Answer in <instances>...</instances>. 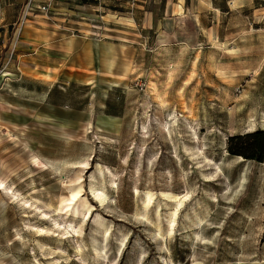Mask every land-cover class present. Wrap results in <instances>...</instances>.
Here are the masks:
<instances>
[{
    "label": "rangeland",
    "instance_id": "obj_1",
    "mask_svg": "<svg viewBox=\"0 0 264 264\" xmlns=\"http://www.w3.org/2000/svg\"><path fill=\"white\" fill-rule=\"evenodd\" d=\"M71 1L130 12L129 0ZM168 18L172 43L144 32L133 66L118 46L94 52L123 82L122 117L0 129V264H264V164L228 153L231 137L264 130L259 71L224 97L208 83L222 55L206 28Z\"/></svg>",
    "mask_w": 264,
    "mask_h": 264
},
{
    "label": "crops",
    "instance_id": "obj_2",
    "mask_svg": "<svg viewBox=\"0 0 264 264\" xmlns=\"http://www.w3.org/2000/svg\"><path fill=\"white\" fill-rule=\"evenodd\" d=\"M45 1L38 0L26 17L28 0H2L0 129L69 132L84 130L98 118L122 117L123 82L99 70L94 52L118 46L119 58L133 66L149 39L144 32L158 26L159 36L172 43L165 29L169 16L206 28V49L222 55L218 62H207L208 83L215 78L225 87L224 97L255 69L264 85V0H129L130 12L119 19L98 16V5L89 1L56 0L48 12L38 10Z\"/></svg>",
    "mask_w": 264,
    "mask_h": 264
},
{
    "label": "trees",
    "instance_id": "obj_3",
    "mask_svg": "<svg viewBox=\"0 0 264 264\" xmlns=\"http://www.w3.org/2000/svg\"><path fill=\"white\" fill-rule=\"evenodd\" d=\"M228 153L233 157L264 164V130L231 137Z\"/></svg>",
    "mask_w": 264,
    "mask_h": 264
},
{
    "label": "built area",
    "instance_id": "obj_4",
    "mask_svg": "<svg viewBox=\"0 0 264 264\" xmlns=\"http://www.w3.org/2000/svg\"><path fill=\"white\" fill-rule=\"evenodd\" d=\"M37 1L38 0H28V2L26 3V12H27L26 17H29L30 12H33V9L37 7L36 5ZM55 1L56 0H46L44 4L41 6H38L37 9L48 12L50 8L53 6ZM1 7H2V0H0V13H1ZM4 71H5V67L0 66V75H2ZM2 87H3V84L0 83V90L2 89Z\"/></svg>",
    "mask_w": 264,
    "mask_h": 264
},
{
    "label": "bare ground",
    "instance_id": "obj_5",
    "mask_svg": "<svg viewBox=\"0 0 264 264\" xmlns=\"http://www.w3.org/2000/svg\"><path fill=\"white\" fill-rule=\"evenodd\" d=\"M223 72V71H222ZM35 161H36V159H35ZM77 189H79V188H77ZM76 192V191H75ZM80 192V191H79ZM74 194V193H73ZM80 194V193H79ZM78 196H77V194L75 193L74 195H73V198L74 199H76ZM181 205V202L179 201L178 202V204L175 206V208L172 210V212H171V216L172 217H174L175 215H176V211H177V208H179V206Z\"/></svg>",
    "mask_w": 264,
    "mask_h": 264
}]
</instances>
